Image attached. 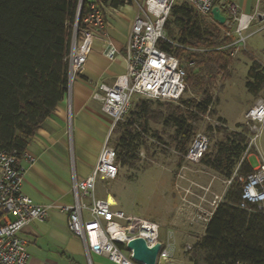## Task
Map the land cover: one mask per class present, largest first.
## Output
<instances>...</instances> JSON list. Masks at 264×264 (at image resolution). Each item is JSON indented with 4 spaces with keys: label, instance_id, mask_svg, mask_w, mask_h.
<instances>
[{
    "label": "trees",
    "instance_id": "1",
    "mask_svg": "<svg viewBox=\"0 0 264 264\" xmlns=\"http://www.w3.org/2000/svg\"><path fill=\"white\" fill-rule=\"evenodd\" d=\"M125 1L109 0V5L117 7ZM89 4L87 0H0V150L14 151L18 159L23 156L41 124L66 96L71 39L75 33L81 41L86 28L82 19ZM207 16L212 23L186 3H176L164 23L167 40L158 44L182 64L184 92L191 88L200 99L181 97L179 106L150 99L136 103L129 119L117 122L111 131L120 132L112 141L119 166H135L139 140L143 141L149 121L172 126L175 148L185 155L202 116L216 114L208 111L212 91L217 80L230 76L236 36H225V24ZM248 55L251 63L244 86L258 99L264 95V65ZM135 117L142 119L137 126ZM216 119L224 123L222 118ZM237 127L239 130L233 131L218 127L225 140L216 143L212 156L205 153L200 159L227 179L248 142V129L242 123ZM251 171L249 161L239 162L236 176L209 217L203 235L186 252L191 264H264V205L239 206V177Z\"/></svg>",
    "mask_w": 264,
    "mask_h": 264
},
{
    "label": "built area",
    "instance_id": "2",
    "mask_svg": "<svg viewBox=\"0 0 264 264\" xmlns=\"http://www.w3.org/2000/svg\"><path fill=\"white\" fill-rule=\"evenodd\" d=\"M184 2L200 15H211V9L217 6L225 17L227 35L236 36V48L244 43L243 34L258 14H244L236 5L227 0H143L138 4L125 46L126 72L115 78L111 85H98L100 93L94 98L101 104L102 111L112 120V128L126 116L134 97L163 102H177L184 93L185 71L179 60L159 47L166 41L164 23L173 5ZM222 6V13L219 5ZM86 24L81 41L72 35L69 53V83L75 71L86 61V51L95 31L105 28L102 12L95 3L89 4L82 19ZM77 24V21H76ZM76 24L74 29H76ZM235 51V49H234ZM234 52H232L233 54ZM117 50L113 43L107 42L105 57L114 59ZM66 94V95H67ZM255 114V115H254ZM248 116L257 121L264 118V105L258 104L248 111ZM107 136L90 175L83 180L73 179L71 191L73 202L58 206L67 216L70 232L77 236L83 245L88 263L90 255L104 256L118 264H142L132 258V249L127 242L142 238L150 248L160 244L155 264L172 259L170 237L163 242L160 238V226L157 222L141 216L126 214L116 208L117 203L109 196L95 198L97 180H112L119 170L116 150L108 144ZM209 138L205 132L193 135L184 158L188 162H198L207 151ZM28 161L33 158L24 152ZM23 167L19 164L14 151L0 150V264H27L29 255L25 250L26 240L21 231L32 221H43L51 208L50 205L35 203L21 191ZM242 183L239 206L249 204L258 207L264 205V160L260 157L258 165L246 177H239ZM215 196L212 211H201L198 220L207 223L217 206ZM11 215V217L9 216Z\"/></svg>",
    "mask_w": 264,
    "mask_h": 264
},
{
    "label": "crops",
    "instance_id": "3",
    "mask_svg": "<svg viewBox=\"0 0 264 264\" xmlns=\"http://www.w3.org/2000/svg\"><path fill=\"white\" fill-rule=\"evenodd\" d=\"M87 1L99 6L105 28L95 31L86 51V61L72 77L70 91L26 146L25 153L33 161H28L24 156L18 159L24 169L21 191L35 203L51 206L43 221H32L21 231V236L26 240L25 250L29 255L27 264H89L81 240L70 232L67 216L59 211L58 206L73 202V179L79 181L90 175L100 150L112 131L113 122L102 111L94 93H100L99 84L111 85L117 76L126 72L125 46L132 21L139 11L138 4L143 0H127L117 7L110 6L109 0ZM227 1L236 5L240 13L258 14L252 22L264 24V0ZM108 41L117 50L111 61L104 55ZM257 51L263 54L264 48L259 47ZM103 181L105 180L96 181L95 198L105 197L97 191ZM196 222L202 226L201 237L206 222ZM166 224L167 231L159 230V233L164 242L170 237L172 259L156 264H191L186 248L181 245L180 228L171 222ZM90 264L118 263L111 262L104 256L91 254Z\"/></svg>",
    "mask_w": 264,
    "mask_h": 264
},
{
    "label": "rangeland",
    "instance_id": "4",
    "mask_svg": "<svg viewBox=\"0 0 264 264\" xmlns=\"http://www.w3.org/2000/svg\"><path fill=\"white\" fill-rule=\"evenodd\" d=\"M219 7L223 13L222 6ZM203 20L212 23L208 16H204ZM226 31V28L222 31L225 36H227ZM243 34L249 35L245 42H240L238 48L233 51L229 78L217 80L214 84L213 102L208 107V111L215 110L216 114L203 115L196 124L195 133L207 134L209 144L206 154L212 156L216 143L225 140L217 128L233 131L239 130L237 124H244L248 129V142L239 162L245 159L255 168L260 157L264 160V118L262 121L252 119L248 116V111L258 104L264 105V95L260 97L261 100L253 98L246 91L244 82L251 63L248 54L252 53L264 65V53L257 51L259 47L264 48V24L254 21ZM181 97L182 100L200 99L191 88H188ZM141 100L149 99L134 97L122 121L129 119L130 111L134 110L135 104ZM170 103L173 106L180 105V102ZM164 108L165 106L162 105L161 109ZM217 117L222 118L224 123H220ZM141 121V118L135 117V126ZM148 126L143 141L139 140L141 145L138 148V161L135 166L132 169L120 166L117 176L112 180L103 181L97 191L103 196L110 194L117 203L116 208L126 214L141 216L160 225L162 223L160 231H167L166 223L171 222L180 228L181 245L186 248V252H189L201 234L202 226L196 222L197 215H203L201 211L204 210L212 211L215 196H218L217 204L222 201L233 177L236 176L239 162L232 176L227 179L201 160L186 161L184 154L175 148L171 138L174 132L172 126L153 121H149ZM119 133L110 132L109 145L113 146L112 141ZM199 221L204 223L202 220ZM196 237L199 238L195 239Z\"/></svg>",
    "mask_w": 264,
    "mask_h": 264
},
{
    "label": "water",
    "instance_id": "5",
    "mask_svg": "<svg viewBox=\"0 0 264 264\" xmlns=\"http://www.w3.org/2000/svg\"><path fill=\"white\" fill-rule=\"evenodd\" d=\"M212 19L219 24H223L225 17L220 14L217 6L211 9ZM127 248L132 249V258L142 264H155V259L160 248V244H155L153 247H148L142 238H135L127 242Z\"/></svg>",
    "mask_w": 264,
    "mask_h": 264
},
{
    "label": "bare ground",
    "instance_id": "6",
    "mask_svg": "<svg viewBox=\"0 0 264 264\" xmlns=\"http://www.w3.org/2000/svg\"><path fill=\"white\" fill-rule=\"evenodd\" d=\"M254 115H255V114H254ZM108 196H109V197H108L109 200H110V201H113V198H112L110 195H108Z\"/></svg>",
    "mask_w": 264,
    "mask_h": 264
}]
</instances>
